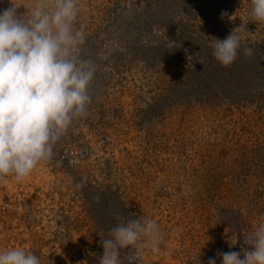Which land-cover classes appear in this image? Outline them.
I'll use <instances>...</instances> for the list:
<instances>
[{"label": "rangeland", "instance_id": "1", "mask_svg": "<svg viewBox=\"0 0 264 264\" xmlns=\"http://www.w3.org/2000/svg\"><path fill=\"white\" fill-rule=\"evenodd\" d=\"M140 1L79 0V56L96 69L90 102L51 159L22 182L0 178V251L99 264L101 239L139 217L159 225L160 253L130 259L129 247L121 264H207L248 247L264 215V54L224 67L208 38L240 26V58L263 44L264 23L251 0H229L223 19L225 0H175L167 35L163 13ZM11 2L24 17L36 0H0V11Z\"/></svg>", "mask_w": 264, "mask_h": 264}, {"label": "clouds", "instance_id": "2", "mask_svg": "<svg viewBox=\"0 0 264 264\" xmlns=\"http://www.w3.org/2000/svg\"><path fill=\"white\" fill-rule=\"evenodd\" d=\"M18 7L0 11V178L22 182L43 161L51 159L53 146L72 121L85 114L88 88L95 66L79 56L82 29L74 27L79 0H36L21 17ZM221 18L228 17L227 10ZM252 19L264 23V0H251ZM240 26L223 40L213 42V56L224 67L237 58ZM187 51V50H185ZM250 48L245 55H251ZM161 233L153 219H129L111 228L101 239L99 264H121V250L160 253ZM242 251H220L207 264H264V215ZM138 258V257H136ZM0 264H40L21 248L0 251Z\"/></svg>", "mask_w": 264, "mask_h": 264}, {"label": "trees", "instance_id": "3", "mask_svg": "<svg viewBox=\"0 0 264 264\" xmlns=\"http://www.w3.org/2000/svg\"><path fill=\"white\" fill-rule=\"evenodd\" d=\"M148 1L147 3V8L150 7V3L151 2H154V5H153V8H154V12L155 13H160L162 14L163 13V17L160 18V19H156L157 22H159V24L161 25V27H163L165 29V31L167 32V35H169V30L170 28H174L175 26L178 25V23L175 22V19H174V12H173V8L175 6V0H172V1H169V0H146ZM133 2V1H131ZM141 1L140 0H137L136 3H133L131 4V8H134V7H138V5H136L137 3H140ZM233 2H229V0H225V10L228 11L230 5L232 4ZM173 6V8H172ZM232 6V5H231ZM168 7V8H166ZM164 9H169V13H167V11L165 10L163 12ZM203 9V8H201ZM155 13L153 15H155ZM240 14V12L238 13ZM194 15V13L192 14ZM191 15V17H192ZM149 17H151L150 15H148ZM148 21L150 22V20L148 19ZM147 21V23H148ZM190 24H192V22H189V27L191 26ZM149 25V23H148ZM180 26L181 28H184L186 27L187 25L183 24V23H180ZM257 26V25H256ZM182 32H184L182 29H181ZM187 36L188 39H190V36L189 35H185ZM258 44V45H257ZM253 46V50H252V54L251 55H245V51H243V54H241L240 58H237V61H235V63H232L234 69L238 68V64L241 63V65L243 66V69H245L247 67V64H250V61L254 59L258 60L260 58V56H262L264 54V41H263V44L261 43H256ZM251 46V47H252ZM255 47H257L258 49L260 48H263L261 50H258V49H255ZM166 47H164V45H159L158 47H156L155 49H157L159 52H162V51H165ZM240 74H243V70L240 71ZM236 78H241L240 76L239 77H236Z\"/></svg>", "mask_w": 264, "mask_h": 264}]
</instances>
